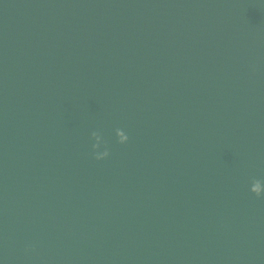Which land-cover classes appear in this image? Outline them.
Instances as JSON below:
<instances>
[{
  "label": "water",
  "instance_id": "95a60500",
  "mask_svg": "<svg viewBox=\"0 0 264 264\" xmlns=\"http://www.w3.org/2000/svg\"><path fill=\"white\" fill-rule=\"evenodd\" d=\"M0 264H264V0H0Z\"/></svg>",
  "mask_w": 264,
  "mask_h": 264
}]
</instances>
